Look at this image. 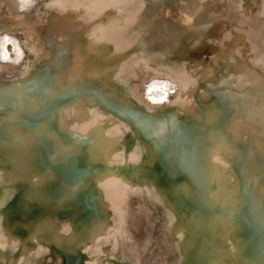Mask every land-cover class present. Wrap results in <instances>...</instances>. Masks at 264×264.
Instances as JSON below:
<instances>
[{"label":"bare ground","instance_id":"bare-ground-1","mask_svg":"<svg viewBox=\"0 0 264 264\" xmlns=\"http://www.w3.org/2000/svg\"><path fill=\"white\" fill-rule=\"evenodd\" d=\"M34 4L41 7L32 18L6 21L19 24V47L32 55L8 80L19 93L0 81V176L9 173L0 179V264H19L6 258L16 239L14 257L33 253L36 230L46 232L49 260L58 253L61 264H214L216 239L236 264H264L229 227L251 233L253 252L264 257V0ZM4 7L0 15L10 13ZM136 56L146 59L132 63ZM154 74L170 78L150 81L142 103L133 80ZM230 92L253 101L240 120ZM95 115L108 120L93 122ZM247 121L255 131L242 142ZM109 122L125 131L108 130ZM208 143L216 149L201 151ZM111 169L120 174L116 186L104 182Z\"/></svg>","mask_w":264,"mask_h":264},{"label":"rangeland","instance_id":"rangeland-1","mask_svg":"<svg viewBox=\"0 0 264 264\" xmlns=\"http://www.w3.org/2000/svg\"><path fill=\"white\" fill-rule=\"evenodd\" d=\"M33 2L31 3V1L29 0H0V2H1V4H0V7H4L6 10H9V14H7V13H1V15H0V39L3 37V39H1L0 40V67H1V69H2V71H3V73H4V76H0V81H2L3 83H5L4 85H2L3 87H4V90H6V91H8V89H10V88H12V90H13V92H14V89L16 90L15 92L16 93H19L18 92V89H16V88H18V86L17 85H14V84H12V83H8V80L9 79H11L10 77L11 76H13L16 72H18L19 71V67H21V65H23V63L25 62V61H27L28 59H30V57H31V55H32V53L31 52H29V53H27V52H25L23 49H21L20 47H18L19 46V41H20V35L18 34V31L16 30V27L19 25V24H16V27L14 26V27H10V26H8L7 25V23H6V21H8V19L10 18V19H12L13 21H14V23H18V22H20V21H22V19L21 18H32L38 11H39V9H40V7H41V4H37V5H35L34 4V0H32ZM88 1H90V0H88ZM35 3H37L36 1H35ZM33 5H35V8H32V6ZM40 6V7H39ZM12 7V8H11ZM25 13V14H24ZM5 15V16H4ZM16 15V16H15ZM19 15V16H18ZM50 15H51V13H50ZM10 16V17H9ZM61 32V31H60ZM58 33V35H59V37L58 38H60V36H62V35H60L61 33ZM3 34V35H2ZM57 35V36H58ZM18 40V43H17V45L18 46H16V44H15V42ZM3 42V43H2ZM19 50H21V51H19ZM17 54H18V57H17ZM15 57V58H14ZM17 57V58H16ZM136 57H137V60H136ZM136 57H133L132 59H131V62H132V60H133V62L132 63H134V62H137V61H139L140 59L141 60H145L146 58L145 57H143V56H136ZM139 57V58H138ZM14 58V59H13ZM134 59H135V61H134ZM139 59V60H138ZM16 60V61H15ZM53 69H55V67L54 66H52L51 67V71L53 70ZM135 72V70H133L132 71V73H134ZM181 72V71H180ZM131 73V74H132ZM136 73V72H135ZM186 72H181V73H178V75H177V82H180V78H182L183 76H181V75H183V74H185ZM186 75V74H185ZM168 75H166V74H164V75H161V74H154V75H152L151 76V78H150V80L148 81V82H145L144 84H142V83H140L137 79H134L133 81V83H135V85H137L139 88H138V90H139V92H138V94L140 95V101H142V99H144V98H146L147 97V93H150L151 91L150 90H148V89H146V87L145 86H147L148 85V83L150 82V81H154V82H156L155 80L157 79V82H158V80H160L161 81V78H168L167 77ZM3 77V78H2ZM68 78V77H67ZM170 78V77H169ZM180 80H179V79ZM1 79H4V80H1ZM231 79V81H230V83L231 84H234L235 83V81L237 80V78H230ZM7 80V81H6ZM43 80H44V76H41L40 78H38V82H36V84L37 85H40L41 83H43ZM156 82V83H157ZM10 85V86H8V85ZM12 84V85H11ZM141 85H142V87H141ZM8 86V87H7ZM167 86L168 87H170L171 85H169V84H167ZM203 86H205L204 88H201V92L203 93V92H206L207 93V89H209L208 88V86L205 84V85H202L201 87H203ZM166 88L165 90H162L163 92H165L166 91V96H169V95H171V93H172V88ZM163 89L165 88L164 86L162 87ZM205 88H207V89H205ZM202 89H204V90H202ZM141 90V91H140ZM167 91H169V92H167ZM9 92V91H8ZM72 97H73V95H72ZM72 97L70 98V100L69 99H67V102H68V100L69 101H71L72 100ZM75 97V96H74ZM185 97L186 96H184V99L181 101L182 103H186L187 104V101H188V97H186V99H185ZM229 97H230V99L231 100H237V101H235V102H237L238 103V101H239V103H238V109H237V111H235L234 113H233V118H235V116H236V118L235 119H239V118H243V115L246 113V111L247 110H249V107L251 108V106H252V104H253V101H251L250 99H248L247 97H237L236 96V94L235 93H232V92H230L229 93ZM183 98V97H182ZM186 100V102H184ZM136 103H138V104H136ZM142 103H143V101H142ZM181 103V105H183ZM134 104L136 105V106H140V104L141 103H139V102H137V101H135L134 102ZM249 104V105H248ZM144 105V107H145V104H143ZM246 105V106H245ZM39 104H37L33 109H34V111L35 110H37V109H39ZM183 106H185V104L183 105ZM193 106V105H192ZM98 107H97V109H95L96 111H98ZM66 112L68 111V108L65 110ZM102 111H104V114L107 116V115H109L111 112L110 111H105V110H102ZM33 114L35 113V112H32ZM31 113V114H32ZM78 115V114H77ZM75 116V117H72V116H74V115H72L71 116V120H70V122H71V124H70V127H73V126H75L76 127V125H78L79 124V120H81L80 119V117L79 116ZM238 116H240L239 118H238ZM186 118L188 119V116H186ZM77 120V121H76ZM92 120H94L93 122H95V121H99V122H103V121H106V120H108V118H102V117H100V118H98V115H95L94 116V118L92 119ZM240 120V119H239ZM2 120H0V122H1ZM65 123V122H64ZM116 123V122H115ZM115 123H112V122H109L108 124H107V126H108V130H110V129H112V130H115V129H120L119 131H118V133L119 134H121L120 132H121V128L119 127H116V125H115ZM248 123V124H247ZM73 124V125H72ZM84 124V123H83ZM113 124V125H112ZM251 124V125H250ZM253 123H251L250 121H247L246 122V125H247V129H246V131H245V133L243 134V136H242V138H241V141L242 142H247L248 141V138H249V133L250 132H254L255 131V127L252 125ZM21 125V123H18V126H20ZM86 125V126H85ZM115 125V126H114ZM83 126H85V127H87V124H84ZM122 131H125V129H123L122 128ZM42 132V131H41ZM41 132H39V130H36V133H41ZM79 134H81L80 132H79ZM48 143H52V141L51 140H48ZM211 145L213 146V148L214 149H216V147L214 146V144H210V143H208L207 145H206V147H204V149L202 148V150L201 151H204V150H213V148L211 147ZM66 147H68V146H66ZM134 147L135 148H140V146L139 145H134ZM135 148H133L132 149V151H131V155H134V150H135ZM208 148H211V149H208ZM118 153L120 154L121 153V150L119 149L118 150ZM137 157H139L138 155H137ZM14 163H10V165H13ZM244 166V167H243ZM241 175H242V178H243V180H246V175L247 174H245L246 173V171H245V163L244 164H242V166H241ZM47 172V173H46ZM48 170L47 171H43V172H41V173H39V174H36L35 175V179L37 180V179H41L40 177L42 176V177H44V176H46L47 174H48ZM140 172V171H139ZM4 175V176H3ZM2 175V177L0 176V179H1V182L2 183H5L6 181L5 180H7V178L6 177H8V175H9V173H8V171H4V174ZM39 176V177H38ZM244 176V177H243ZM5 177V178H4ZM3 179V180H2ZM252 184L251 185H253V184H255L256 183V185L258 184V182H257V180L255 181V178L254 177H252ZM207 184H211V179L209 180V182H208V180H207V182H206V187L207 186H209V185H207ZM259 187H264V180H263V183L262 182H260L259 183ZM71 189H75L74 187H70ZM95 189H97V187L95 186ZM247 194L248 193H251L249 190H246L245 191ZM215 194H217V193H215ZM213 197V199L214 198H216L217 197V195H214V196H212ZM185 207H187V211H188V215H191L189 212H193V210H194V207H195V203H191V204H189V206L187 205V206H185ZM191 209V211H189L190 209ZM221 210V209H220ZM75 219H71V220H69V221H67L66 222V227H65V232L63 231L62 233V235H64V239L66 240V242L68 243V241L69 242H71L70 240H72V236H70V234L68 233V232H70V230H71V227L75 224V222H76V220L74 221ZM41 221V220H40ZM39 220L37 221V222H40ZM74 223V224H73ZM233 224H235V223H231L230 224V228H231V230L234 232V234H232V236H234L235 238L237 237V239L238 240H241L242 242L244 241L245 243H246V247H248L249 248V250H248V254H249V256L248 257H250V258H252L253 260H257V261H260V262H263L264 260V257L263 256H261V258H260V256L258 255V254H256L255 252H253L254 251V247H257V244L256 243H253V242H251V233H244V235L241 233V231H239L240 229H238L240 226H239V224H238V226L237 225H235V226H233ZM232 226V227H231ZM173 227H175V225L173 226ZM233 227H234V229H233ZM176 228V227H175ZM237 228V229H236ZM34 229H39V227L36 225V227H33V230ZM56 230V229H55ZM55 230H53L54 232H56ZM236 230V231H235ZM117 230L116 229H113V232L112 233H114V232H116ZM57 234H59L58 233V231L56 232ZM206 234V233H205ZM236 234V235H235ZM61 235V236H62ZM210 235V234H209ZM39 236L41 237V238H39ZM69 236V237H68ZM213 237H214V235H212ZM37 237V238H36ZM45 237H46V232L45 231H41V230H36V233H32V243H33V245H34V248H35V250H34V252L33 253H31V252H29V250L28 249H26V248H24L26 251H23L22 253H21V255L18 257V258H20L19 260H17L16 262L17 263H19V264H61V260H60V257H59V255H58V253L55 255V253H54V256H53V260H49V250H48V247H47V244L45 243ZM63 237V236H62ZM212 237V238H213ZM210 238V237H209ZM215 238V237H214ZM213 238V239H214ZM37 239L39 240V241H37ZM41 239H42V241H41ZM69 239V240H68ZM113 239H114V237H111L110 236V240L108 241V240H102V241H100L99 243H96V245H94V247L96 248V247H98V248H96L97 250L96 251H98V252H101V251H104L105 249H107L109 246H110V241H113ZM44 240V241H43ZM41 241V242H40ZM40 242V243H39ZM221 242V243H220ZM104 243V244H103ZM216 243H219V245H218V249L219 250H215L214 251V253H216V258L214 259V261H213V263L214 264H236V261H235V256H233L234 255V253L232 252V251H230V249H228L227 247H225V246H223V241L221 240V239H216ZM238 243V249H241V247H240V244H239V242H237ZM13 244V245H12ZM44 244V245H43ZM231 244H232V246H235L236 244H233V242H231ZM103 245V246H102ZM11 247V248H10ZM13 247V248H12ZM7 251H6V258L8 259L9 257H10V255H11V257L8 259V261H11V260H13L14 261V255H15V253L17 252V250H18V248H19V241L16 239L13 243L11 242V243H8V245H7ZM10 248V249H9ZM13 251H12V250ZM11 250V251H10ZM193 250H195V249H192L191 250V252H192V254L194 253V251ZM234 250V249H233ZM236 250V249H235ZM237 251V250H236ZM15 252V253H14ZM14 253V254H13ZM237 254H240V251L238 250L237 252H236ZM235 253V254H236ZM255 254V255H254ZM56 256V257H55ZM222 257H229V259L227 260V262H223V260L221 259ZM256 258V259H255ZM261 259V260H260Z\"/></svg>","mask_w":264,"mask_h":264},{"label":"water","instance_id":"water-1","mask_svg":"<svg viewBox=\"0 0 264 264\" xmlns=\"http://www.w3.org/2000/svg\"><path fill=\"white\" fill-rule=\"evenodd\" d=\"M17 43H18V40L15 42V44H16V46H18L17 45ZM19 47V46H18ZM19 51H21V50H19ZM98 113H102V112H98ZM117 126L118 127H120L121 128V126L120 125H118V123H117ZM121 131H122V128H121ZM108 173H110L111 174V176L110 177H106L105 178V181L104 182H107V181H112L113 180V184L116 186L117 184H119V180L121 179L119 176H120V174L118 173V172H116V170H113V169H111V170H108L107 171ZM106 176H107V174H106ZM147 182V181H146ZM119 186V185H118ZM147 207V206H146ZM147 209V208H146ZM156 214V213H155ZM157 215V214H156ZM16 260H19L20 258H18V257H14ZM22 264V263H21Z\"/></svg>","mask_w":264,"mask_h":264}]
</instances>
